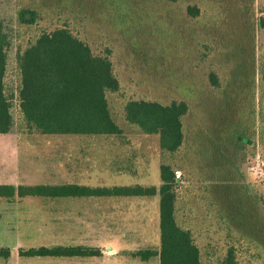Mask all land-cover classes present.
Listing matches in <instances>:
<instances>
[{
	"label": "rangeland",
	"instance_id": "1",
	"mask_svg": "<svg viewBox=\"0 0 264 264\" xmlns=\"http://www.w3.org/2000/svg\"><path fill=\"white\" fill-rule=\"evenodd\" d=\"M20 9L36 12L34 25L18 24ZM0 21L11 41L7 94L19 82L17 51L66 28L109 58L119 90L105 97L122 130L118 137L45 136L14 115L10 133L0 135V171L9 179L0 178L159 189V168L169 166L178 181L173 217L189 232L199 263L223 264L232 250L235 264H264V186L247 173L256 155L264 159V0H0ZM129 101L184 102L180 149L163 152L157 135L128 125ZM116 199L30 204L29 218L9 220L13 237L19 229L29 249L101 253L68 264H158L135 256L159 250L158 195Z\"/></svg>",
	"mask_w": 264,
	"mask_h": 264
},
{
	"label": "trees",
	"instance_id": "2",
	"mask_svg": "<svg viewBox=\"0 0 264 264\" xmlns=\"http://www.w3.org/2000/svg\"><path fill=\"white\" fill-rule=\"evenodd\" d=\"M16 20L20 25L31 26L35 24L37 14L30 9H20ZM10 44V36L0 21V135L10 133L14 115L27 130L45 136L122 135V130L111 118L105 97V93L119 90L107 56L94 55L87 44L66 28L43 33L34 43L17 51L15 67L19 82L16 89L7 94L5 77ZM187 112L184 102L163 106L155 102L129 101L124 106L128 125L144 135H157L159 149L171 154L182 146L181 119ZM159 179V189L142 186H0V197L148 198L158 195L159 250H145L135 256L142 262L157 257L158 264H200L189 232L179 228L173 217L174 188L178 184L174 172L169 166L161 165ZM19 255L29 258H98L101 253L83 247H55L29 249ZM8 256L7 251H0V257ZM223 264H235L232 250Z\"/></svg>",
	"mask_w": 264,
	"mask_h": 264
},
{
	"label": "crops",
	"instance_id": "3",
	"mask_svg": "<svg viewBox=\"0 0 264 264\" xmlns=\"http://www.w3.org/2000/svg\"><path fill=\"white\" fill-rule=\"evenodd\" d=\"M88 137H93V136H88ZM95 137H106V136H95ZM5 172H6L5 170L0 171V173H3L4 177L8 176L9 179V175L6 174ZM6 180L7 179H4L2 176L0 178V186H13V187L41 186V185H24L18 183L16 184L10 181L7 182ZM64 185H78V184H64ZM80 186H84V185H80ZM99 187H106V186H99ZM111 187H119V186H111ZM106 188H110V187H106ZM111 198L116 199L115 197H109L108 199ZM46 199L49 198H40V197L19 198L15 196L11 199H7L0 197V251H7L9 253V256L6 258L0 257V264H51L52 259H47L46 261V258H29V257H21L19 255V252L27 251L29 250V248L26 246V240L23 241V239L19 236L20 235L19 229L17 234L14 236L15 238L13 237L12 223L9 221V220L26 219L28 217L27 215L29 214V212H31V209L35 210V208H32L30 204H35V203L41 204V202L45 204ZM63 199L76 200L79 198H63ZM118 199H127V198H118ZM42 213L45 214V211H43ZM4 236L6 238H3ZM67 260L69 259L63 258L60 264L62 263L68 264ZM77 262H78L77 260L72 261V264H77ZM93 262L94 261H91L89 263L86 262V263L93 264ZM143 263H148V261ZM107 264L110 263L107 262Z\"/></svg>",
	"mask_w": 264,
	"mask_h": 264
},
{
	"label": "built area",
	"instance_id": "4",
	"mask_svg": "<svg viewBox=\"0 0 264 264\" xmlns=\"http://www.w3.org/2000/svg\"><path fill=\"white\" fill-rule=\"evenodd\" d=\"M248 172L254 175L257 181L264 186V159L256 155L250 163Z\"/></svg>",
	"mask_w": 264,
	"mask_h": 264
}]
</instances>
